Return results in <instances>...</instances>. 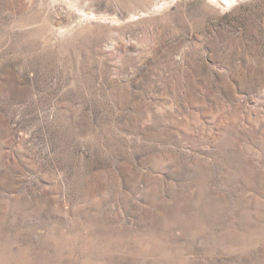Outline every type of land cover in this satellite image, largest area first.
I'll use <instances>...</instances> for the list:
<instances>
[{
    "label": "rangeland",
    "instance_id": "1",
    "mask_svg": "<svg viewBox=\"0 0 264 264\" xmlns=\"http://www.w3.org/2000/svg\"><path fill=\"white\" fill-rule=\"evenodd\" d=\"M0 264H264V0H0Z\"/></svg>",
    "mask_w": 264,
    "mask_h": 264
},
{
    "label": "bare ground",
    "instance_id": "2",
    "mask_svg": "<svg viewBox=\"0 0 264 264\" xmlns=\"http://www.w3.org/2000/svg\"><path fill=\"white\" fill-rule=\"evenodd\" d=\"M213 1H215V0H213ZM220 1L222 2L223 6H224L226 4L227 5L230 4V2L233 1V0H220Z\"/></svg>",
    "mask_w": 264,
    "mask_h": 264
}]
</instances>
